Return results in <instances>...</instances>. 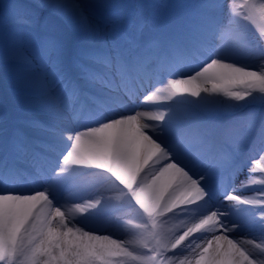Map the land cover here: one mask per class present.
Segmentation results:
<instances>
[{"label": "snow or ice", "instance_id": "snow-or-ice-1", "mask_svg": "<svg viewBox=\"0 0 264 264\" xmlns=\"http://www.w3.org/2000/svg\"><path fill=\"white\" fill-rule=\"evenodd\" d=\"M0 264H264V0L0 2Z\"/></svg>", "mask_w": 264, "mask_h": 264}, {"label": "bare ground", "instance_id": "bare-ground-1", "mask_svg": "<svg viewBox=\"0 0 264 264\" xmlns=\"http://www.w3.org/2000/svg\"><path fill=\"white\" fill-rule=\"evenodd\" d=\"M0 2H5V0H0ZM22 2L35 3L36 0H22ZM234 55H235V58H236L238 63H243V64H252L253 63V61H251L249 59V53L246 50H244V49H237L235 51ZM213 97L215 98V95ZM217 97H223V96L222 95H217ZM210 99H212V97ZM256 176H257V178H259V173H256ZM86 187H87V185H85V188ZM253 187H257V186H253ZM242 195H244V196H252V195H255V193L252 192V191H246V192H242ZM107 219L110 220L111 218H109L107 216L90 217L86 221V224H87L88 228L92 229L94 227L93 224L95 226L100 225L101 223H103ZM105 234H108V232L105 233ZM236 237H235V239L241 240L240 238H238V236H236ZM240 237H244V236L240 235ZM113 238H117V236L114 235Z\"/></svg>", "mask_w": 264, "mask_h": 264}, {"label": "rangeland", "instance_id": "rangeland-1", "mask_svg": "<svg viewBox=\"0 0 264 264\" xmlns=\"http://www.w3.org/2000/svg\"><path fill=\"white\" fill-rule=\"evenodd\" d=\"M78 2L80 3V4H84V5H86V4H88V3H91L92 2V0H78ZM151 2H156V0H151ZM212 99H214L215 101H217L218 103L219 102H224L225 101V97H217V95H215V98L214 97H212ZM249 111H254V112H256L257 114H259L261 111H262V109H261V107L259 106V105H255V106H253L252 108H250L249 109ZM223 116H224V118H228V119H238L239 117H233V116H231V114H228V113H223L222 114ZM108 228H110L111 230L110 231H116V228H115V226H114V224L113 223H109V226H108ZM98 234H104L103 232H98V231H96ZM120 239H129L130 237L126 234V233H124V232H121L120 233V237H119ZM237 238V237H236ZM238 238H240V239H243L244 237H240V236H238Z\"/></svg>", "mask_w": 264, "mask_h": 264}]
</instances>
